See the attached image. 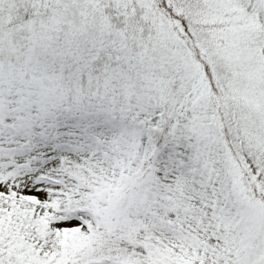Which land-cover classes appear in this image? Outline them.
<instances>
[{
    "label": "snow or ice",
    "instance_id": "6c2138e0",
    "mask_svg": "<svg viewBox=\"0 0 264 264\" xmlns=\"http://www.w3.org/2000/svg\"><path fill=\"white\" fill-rule=\"evenodd\" d=\"M0 264H264V0H0Z\"/></svg>",
    "mask_w": 264,
    "mask_h": 264
}]
</instances>
